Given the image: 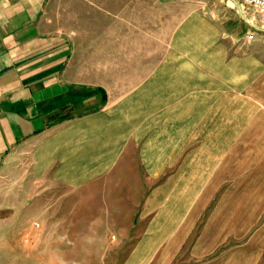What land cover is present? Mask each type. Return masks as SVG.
Here are the masks:
<instances>
[{
    "label": "rangeland",
    "instance_id": "1",
    "mask_svg": "<svg viewBox=\"0 0 264 264\" xmlns=\"http://www.w3.org/2000/svg\"><path fill=\"white\" fill-rule=\"evenodd\" d=\"M243 14L233 0L49 2L45 22L76 40L75 78L107 87L116 99L152 98L156 108L167 110L169 142L155 135L154 169L145 177L152 178L151 186H55L35 177L27 158L11 160L6 170L0 165V264H145L146 254L153 264L167 255L170 264L208 262L209 255L193 260L183 253L201 234L208 204L182 249L173 247L176 255L164 254L172 240L157 236L164 230L163 215L177 213L176 186L184 183V176L179 185L177 179L180 114H193L194 104H201L202 132H218L208 116L216 76L233 81L264 71V22L252 10ZM187 123L192 131L193 121ZM231 126L222 130L233 135ZM204 140L202 154L213 164L201 160L209 179L226 161L214 146L225 150L227 143ZM166 145L167 156L161 150ZM196 145L187 139L186 156ZM231 145L242 150L241 142ZM185 177V186H193L192 175ZM257 264H264V254Z\"/></svg>",
    "mask_w": 264,
    "mask_h": 264
},
{
    "label": "crops",
    "instance_id": "2",
    "mask_svg": "<svg viewBox=\"0 0 264 264\" xmlns=\"http://www.w3.org/2000/svg\"><path fill=\"white\" fill-rule=\"evenodd\" d=\"M50 1L0 0V165L6 170L11 160L27 158L34 176L55 186H151L145 177L154 169L155 135L169 142L167 110L152 98L116 99L103 85L77 80L76 40L45 22ZM219 79L209 87L215 102L208 115L218 132H202L205 115L196 101L195 113L187 116L184 109L179 116L177 179L179 185L184 176V183L176 186L177 213L163 215L157 237L171 239L164 254L176 255L208 204L201 234L183 253L209 259L188 264H257L264 254V71ZM228 124L233 135L222 130ZM203 137L205 144L227 143L225 150L214 146L226 161L209 179L201 160L213 164L202 154ZM187 139L199 143L188 156ZM234 142L242 150L230 146ZM167 149L161 148L166 156ZM187 173L193 186H185ZM175 244H181L176 252ZM147 255L145 264H153ZM167 259L159 264H170Z\"/></svg>",
    "mask_w": 264,
    "mask_h": 264
},
{
    "label": "built area",
    "instance_id": "3",
    "mask_svg": "<svg viewBox=\"0 0 264 264\" xmlns=\"http://www.w3.org/2000/svg\"><path fill=\"white\" fill-rule=\"evenodd\" d=\"M241 5L244 11L252 10L264 22V0H233Z\"/></svg>",
    "mask_w": 264,
    "mask_h": 264
},
{
    "label": "water",
    "instance_id": "4",
    "mask_svg": "<svg viewBox=\"0 0 264 264\" xmlns=\"http://www.w3.org/2000/svg\"><path fill=\"white\" fill-rule=\"evenodd\" d=\"M235 3L237 4L238 9L240 10V14H241L243 17H245L244 14H243V9H242L241 5H240L239 3H237V2H235Z\"/></svg>",
    "mask_w": 264,
    "mask_h": 264
}]
</instances>
